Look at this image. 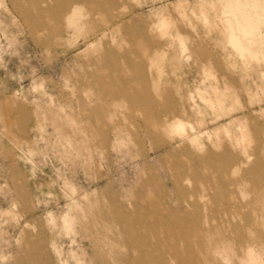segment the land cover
I'll return each instance as SVG.
<instances>
[{
    "label": "rangeland",
    "instance_id": "374dc122",
    "mask_svg": "<svg viewBox=\"0 0 264 264\" xmlns=\"http://www.w3.org/2000/svg\"><path fill=\"white\" fill-rule=\"evenodd\" d=\"M0 264H264V0H0Z\"/></svg>",
    "mask_w": 264,
    "mask_h": 264
},
{
    "label": "bare ground",
    "instance_id": "6f19581e",
    "mask_svg": "<svg viewBox=\"0 0 264 264\" xmlns=\"http://www.w3.org/2000/svg\"><path fill=\"white\" fill-rule=\"evenodd\" d=\"M175 235V234H174Z\"/></svg>",
    "mask_w": 264,
    "mask_h": 264
}]
</instances>
